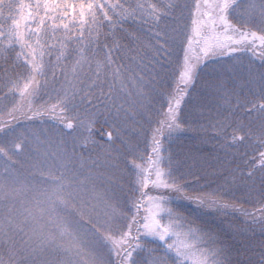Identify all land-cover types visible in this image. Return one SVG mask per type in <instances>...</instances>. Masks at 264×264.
Returning <instances> with one entry per match:
<instances>
[{
  "label": "snow or ice",
  "instance_id": "1",
  "mask_svg": "<svg viewBox=\"0 0 264 264\" xmlns=\"http://www.w3.org/2000/svg\"><path fill=\"white\" fill-rule=\"evenodd\" d=\"M9 177L0 264H264V0H0Z\"/></svg>",
  "mask_w": 264,
  "mask_h": 264
},
{
  "label": "rangeland",
  "instance_id": "2",
  "mask_svg": "<svg viewBox=\"0 0 264 264\" xmlns=\"http://www.w3.org/2000/svg\"><path fill=\"white\" fill-rule=\"evenodd\" d=\"M97 127H99V125H97ZM19 171V179L20 182L23 183L28 174L24 169H19ZM15 179L16 178L14 177L0 179V223L5 222L6 219L10 217L22 218L20 214L25 210V208H29L33 212L39 214L41 207L46 204V189L49 187L47 184L29 180L30 187L27 190L22 193H15L12 191L13 187H18V185L14 183ZM184 205H186V203ZM184 205L183 207H185ZM191 209H194V206ZM56 214L64 216L67 213L64 209L58 208L56 209ZM197 215L201 214L197 213ZM203 218L206 220L210 219V223L213 224L216 222L214 217Z\"/></svg>",
  "mask_w": 264,
  "mask_h": 264
},
{
  "label": "trees",
  "instance_id": "3",
  "mask_svg": "<svg viewBox=\"0 0 264 264\" xmlns=\"http://www.w3.org/2000/svg\"><path fill=\"white\" fill-rule=\"evenodd\" d=\"M204 151H205V152L211 151V146H210V145L205 146ZM184 206H185L186 208L190 209V210L195 211L194 209H191L193 206L189 205V206H190V207H189V206L187 205V203H186V205H184ZM208 218H211V217L209 216ZM207 221L210 222V219H207ZM218 223H219V221L216 220L215 224H218Z\"/></svg>",
  "mask_w": 264,
  "mask_h": 264
}]
</instances>
